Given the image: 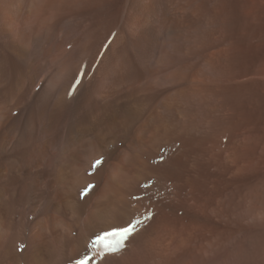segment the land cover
Masks as SVG:
<instances>
[{
    "label": "bare ground",
    "instance_id": "bare-ground-1",
    "mask_svg": "<svg viewBox=\"0 0 264 264\" xmlns=\"http://www.w3.org/2000/svg\"><path fill=\"white\" fill-rule=\"evenodd\" d=\"M126 1L124 0V5H126ZM131 1L130 8H125L128 10H125V12L123 10L122 12L124 13L121 12L122 16L120 17L122 18L121 22L123 26L119 32L116 33L110 47H104V51L101 49L103 52L94 68L95 73L94 75L92 73L93 77L89 79L83 67L84 56H86L85 54L88 52L87 50L89 47L93 45V42H98L94 41L95 38L97 40L101 39H98L101 35L97 33V31L100 30H97L98 27L96 28V24L104 26L103 29H106V31H108L107 29L112 30L113 27L111 24L110 26L112 28L107 27L110 23L109 5L111 6L114 1L0 0V264H53L58 259H61L58 264H66L75 260L82 252L87 250V244L94 235L105 231L104 229L108 230L115 227H122L130 222L135 213H137L138 206L133 202L131 203L128 197L141 181H146V183H148L152 178L158 179L160 175H163L165 180L167 178L171 179L175 176L176 172H178L177 174L180 173L178 170L181 171V169L183 170V168L187 166H182L185 165L183 161L175 164L174 161H172L168 167L159 165V167H163V169L160 168L163 170L161 174L158 173L159 167H155L157 166L156 164L151 165V159L156 158L164 147L170 145L175 140L187 142V137H190L191 132L196 131H192L194 128H191L189 124L190 120L187 121V119L183 120L182 118L180 122H175L176 118L173 119V117L177 115L176 113L185 114L190 104L197 100L199 102L202 101L204 96L202 99L193 97L192 88L194 86H187V84V88L185 86V89L177 90L174 88L175 90H173L172 88L173 91H162L163 87H168L169 85L173 87V84L175 85L179 79L184 80L187 78L184 77V75V79L181 78L182 74L174 64L177 63V61L173 63L174 60L172 59L174 56L172 55V49L189 43V41H187V43H185V41L184 44L182 43V45H180V39H187L188 37H186V34L185 36L182 34L173 37H170L171 34L169 35L171 47L161 52L157 68L152 77L142 76L138 70L139 74L131 72L129 64L126 63V61L129 62L127 58L131 50L128 47H131L129 46L130 44L134 47L137 46H135V39L136 37H138L137 39L140 38L139 36L142 34V30H144L140 28H142V26L144 27L146 23L143 22L146 21L143 20L145 19L143 17H147L150 14L149 12L154 11L147 8L150 6L146 4L149 0ZM153 1H149L152 7L156 5ZM172 1L176 3L174 10H180L181 13L191 9V5L196 6V2L193 1L195 3L193 5L191 0V2L189 0ZM109 2L112 3L109 4ZM161 3L162 2L159 4L161 5ZM121 4H119V6ZM144 4L148 6L144 7ZM113 5L115 6V4ZM123 7L124 6H122V8ZM144 8H147L148 15H145L147 13H144ZM156 8L157 6L153 9L156 11ZM118 10H120L119 7ZM164 10L168 9L164 7ZM193 11L190 14H193ZM169 12L171 13V10ZM177 13H173V16ZM166 14L168 15L169 13ZM150 15L153 16L154 13ZM181 15L185 16V14ZM117 16H119V14ZM152 16H148V20L149 17L152 18ZM173 16L169 17L174 18ZM154 18L152 19L154 20ZM180 18L183 19L185 17ZM176 19L181 24V19L175 17L173 20ZM155 20L152 22H155ZM149 22L151 24L150 20ZM157 23L158 26L161 27L162 22L161 25H159L158 21ZM180 24L179 26H181ZM169 25L170 24H168V27H170ZM166 26L167 25H165V27ZM187 26H189V24H187ZM146 27L144 28L149 30L151 26L148 28L146 25ZM157 28L155 30H157ZM139 30H141V34L138 36ZM173 30L176 29L173 28L172 31ZM177 30L175 33H177ZM106 31L104 35L107 33ZM161 31L160 29V32ZM156 33L159 34L157 31ZM193 33H195V35L197 34L195 31ZM149 34L153 35L152 33ZM262 34L263 33H261V35ZM108 36L111 35L108 34ZM105 37L107 38V34ZM142 37L141 35L139 39L140 42ZM145 37L150 39L148 35ZM189 37L191 38L192 35ZM196 37L199 36L197 35ZM153 39L154 41L157 40L155 38ZM195 41L197 42V39ZM100 44H102V42ZM96 47L98 46L96 45ZM92 48L95 49L94 47ZM247 50L249 51L250 49L248 48ZM181 51L179 53H181ZM176 53L177 52H175L174 55ZM95 55L96 54H94V56ZM92 60L94 59H91V61ZM260 64L264 65V61L261 62L260 60ZM192 65L190 68H192ZM201 65L203 64L201 63ZM181 68L183 69L184 67ZM199 69H201V66ZM186 72L187 69L184 71L187 76ZM260 72L261 73H256L255 75H263L264 68L262 70L260 69ZM199 73L197 77H199L202 72ZM190 74L189 72V75ZM252 75L254 74L252 73ZM81 76V83L76 90H73L78 84ZM202 76L203 75H201V77ZM233 79H235V77ZM196 83L195 86H197ZM257 83L259 82H255L254 84L260 86V83ZM263 83L261 82L262 86H264ZM233 87V90L230 91H233L232 93H237V95L245 90L244 85ZM196 90L194 91L195 94L200 92H196ZM199 90L202 89L199 88ZM257 97L253 96L251 98L254 100L253 102H256L254 106H256L257 103L258 105L262 103L261 99ZM250 105L252 106L253 103H250ZM253 109L254 108H252V110ZM257 110L253 111L255 112ZM237 111L232 112L231 110L232 114H229L231 117L233 115L234 118V114L237 115L239 113ZM215 137H213V139ZM247 138L244 136L245 140H243L245 143L248 141ZM252 141L251 143H253ZM233 142L229 146V149L227 145V152L226 149L224 151L227 155V157H225L226 160L228 157L232 158L233 156L231 153V156H228V152L233 150L234 143L236 147H238L236 142ZM241 143L239 144L240 148H237L239 152L244 147L243 145L241 148ZM199 145L201 146L202 144ZM263 145L264 143L261 146ZM111 146H115V149L111 150ZM258 150L263 151L259 148ZM180 151L181 150L178 152L180 153ZM238 151H236V154ZM242 153L243 155L247 154H244L243 151ZM106 155L107 159L97 174L93 177H88L86 171L92 161L99 156ZM237 155L238 158H244L242 154L241 157H239L240 154ZM200 158H202V156ZM215 159L217 160V158ZM188 161L185 163L188 164ZM235 161L239 160H236L235 157ZM209 163L211 162L209 161ZM187 169H189L188 171L190 172V168ZM185 173L187 175V171ZM189 175H187V177H189ZM92 181L97 182L96 190L85 202H81L79 200L80 190ZM178 181H182L181 178L177 180V182ZM179 183L181 185V182ZM241 200H244V198ZM253 202L257 203L256 201ZM27 205L29 206L27 207ZM234 206L236 205L234 204L233 207ZM159 215H161V213ZM198 217L199 215L197 219L201 218ZM234 217H236V215ZM161 219L159 218L160 221L153 219L146 229L144 228V230L136 234L132 239L135 244L122 257L111 258L109 256L106 257L101 264H118L126 261L133 252L140 248V246H143V244L156 248L157 251L154 249L156 254L158 253L157 247L162 245L168 247L173 238V234L171 230L165 229L163 231V222ZM196 226L198 229V225ZM206 228L208 227L206 226ZM28 229V246L25 253L21 254L18 252V248L23 242V239H25V234ZM207 230L209 231V229ZM170 244L172 245V243ZM175 245L169 247L172 249L176 247ZM254 245H256V243ZM177 248L178 247H176V250L173 249L172 251L168 249V251L171 252V255H174L177 253ZM148 253L150 252L148 251ZM150 255L151 254H149V256ZM167 257H170V255ZM165 262L167 261H164V264Z\"/></svg>",
    "mask_w": 264,
    "mask_h": 264
},
{
    "label": "rangeland",
    "instance_id": "rangeland-1",
    "mask_svg": "<svg viewBox=\"0 0 264 264\" xmlns=\"http://www.w3.org/2000/svg\"><path fill=\"white\" fill-rule=\"evenodd\" d=\"M112 1H114V3L109 2V4L112 3L111 6L109 5V16L112 19L109 17L110 23H109V26L107 28L113 27L112 28L113 31L110 29H107L108 31L109 30L111 31V32L109 31V33H108V31H106V29H103L104 26L96 24V28L98 27L97 30H100V31H97V33H99L101 35L99 38L97 36V38L102 39L106 36V34H107V38L106 37L104 38L106 40H104V39L97 40L95 38L94 41H98V42L101 41L102 44H100L101 42L100 43H98V42L94 43L93 42V45H91L89 47V49L87 50L88 52L85 54L86 56H84L83 67H84V71H85L86 75L89 76V79L93 77L92 73H93V75L95 73L94 68H95L97 62L99 61V58H100L102 52L104 51L103 48L106 46L110 47V45L112 44V41L114 40L113 38L115 37L116 33H118L119 30L121 29V27L123 26L122 22H121L122 18L120 16H122V13H124L125 10H128L130 8L131 3H132L131 0H127V1L125 0L126 5H124V3H125L124 0H119V1L118 0H112ZM122 1H123V3H122ZM149 1L152 2L153 0H149ZM149 1H147L146 4H149L150 6L147 7L148 5L145 6V4H144V7L149 8V10L155 11V9H153V8H155L157 6L158 9L156 8L155 12L154 11L149 12L150 14L154 13L155 16L154 15L152 16L149 13H147V8H144L145 9L144 13H147L145 15L149 14L148 16H152V18L156 17L158 14V16L156 17L158 20L156 18H154V20L156 19L155 20L156 24H155V22H152L154 20L151 17H149V20L151 21V24H150V22L148 20V16L143 17V18H145L143 20H146V21H143V22H146L145 24L143 23L144 27H146V25L148 26V28H149V26H151V27L149 28V30L146 29L147 27L144 28L143 26H142V28H140L141 30L142 29H144V30H142V34H141V30H139L138 36H139V34H141L143 36L142 37L143 41L141 39V42H140V40H139L141 38V35H140L139 39H137L138 37H136V39H135V42H136L135 46L137 45L138 47L137 46L134 47L131 44L129 45V46H131V47H128L129 49H131L130 52L128 49V52H129L128 56L130 58L129 57L127 58V60H129V62L126 61V63L129 64V66H130L129 69L131 72H136L137 74H139V72H140L142 74V76L152 77V75L155 72V69L157 68V63L159 61V57H160L161 52L164 49H168L171 47L170 37L179 36L182 34H184V36H185V34L187 35L186 36V37H188L187 39H180L181 40L180 45H182V43L184 44L185 41H186L185 43H187V41H189V43L183 45L184 48H183V46H179V45H178L179 47L173 48L174 50L176 49L175 52H177L179 55L177 53L174 55L175 52L172 49V53H173L172 55L174 56V58L172 59V60H174L173 63L176 61H177V63H179V64H177V63H174V64L180 70V72L182 74L181 78L184 79L183 75H184V77H187V78H185L184 80L179 79L178 82L175 83V85L173 84V87H172V85H169L168 87H163L164 90L162 88V91H165V90L173 91L175 89H177V90L178 89H185V86L187 84V86L188 85L194 86L192 88L193 97L198 98V99H202V97L204 96L203 100L200 101V102L204 101L203 103H200L198 100L194 101L192 104L189 105V109L187 110V112L185 114L176 113L177 115L176 116L174 115V117H173V119L176 118L175 122L176 121L180 122V119L182 120V118H183V120L184 119H187V121L190 120L189 124H190L191 128H194V130L192 129V131H195V130L196 131L191 132L190 137L189 136L187 137L188 138L187 142L184 141V143L186 142L185 143L186 147H183V145H182V147L184 149L181 148L180 149L181 151L179 153V155L181 154L182 156L187 154L185 156H186V160L187 161L189 160L188 164H186L187 161H183V159L181 158L182 157L181 155L180 156L178 155L177 159L175 158L177 161L171 160V162L174 161V164H175V163H179V162L183 161L185 165H182V166L187 165L186 166L187 168H189L188 166L191 163L193 165L190 168V172L188 171L189 169L184 167L183 170L182 169H181V171L178 170L180 173L177 174L178 172H176L175 176L171 179L167 178L165 180L164 176L162 175L163 176L162 177L160 174H159L160 177L158 176V179L161 181H173L175 179V177L177 176L175 179L176 181L179 180L180 178L182 180V181H178V182H181V185L179 183L178 188L180 189V187L182 186L181 187V189H182L185 187V183H183L184 177H186L187 175L190 174L189 177H187L186 185L193 186L194 187L193 192L194 193L199 192V193L196 194L197 198H195L196 199L195 202L193 204L189 205L190 207H192L191 208V210L193 212L192 215H191V210H187V212H186V210L182 206L181 208H183L184 211H180V212H183V214L179 215L178 217L176 216V209H174L173 213L175 215L170 216L169 218L167 216L168 214H165V213L162 214L160 211L153 218V219L158 220V221H160L159 218L160 219L162 218L161 220L163 222L162 223L163 231L165 229L171 230V232L173 234V238L175 237L174 239L172 238V240L170 241V243H172V245L170 243L168 245V247L169 246L173 247L175 244H177V245H175L176 247H178L177 253L174 255L172 254L174 257L170 254L171 252H169L168 249H170L172 251L173 249L176 250V247L171 249V247L168 248L167 246H164V245L159 246V247H157L158 253L156 254V251H157L156 248H154L152 246L153 247V249H152V247H150L149 245L146 246L143 244V246H140V248H138V249L136 248L137 250H135L133 252V254L126 261L120 262L118 264H133V263L134 264H143L142 260L146 261L150 256H153V254H154V256H164V257H162L163 262L162 261L159 262L161 264H164V261H167L168 264H264V242H263L264 241V196H262V195H264V182H263L264 181V178H263L264 177V153H263L264 152V147H263L264 145L261 146L264 143V104H263V102H264V98H263L264 97V86L261 85V82L262 83L264 82V77H263L264 74L258 75V76L255 75L256 73H261L260 69L262 70L264 68L263 67L264 65L260 64V60H261V62L264 61V40H263L264 39V37H263L264 36V0H191L192 2L189 0L191 3H193V5L195 4L193 1H195L196 6L191 5V7H190L191 9L184 11L183 13H181L180 10L179 11L174 10L176 3L172 0H159L160 2H162L161 5L159 4L160 2L158 0H156V1L154 0L153 3L156 5H153V7L149 3ZM170 3H172V4H170ZM113 4H115V6ZM119 4H121L124 7L122 8L121 5L119 6ZM112 6H113V8H112ZM118 7L120 10H118ZM164 7H165V9H168V10H164ZM125 8H128V9H125ZM159 8H160V10H159ZM192 8L195 11V13L192 10ZM123 10H124V12H122ZM170 10H171V13L169 12ZM191 10L193 11V14H190L192 12ZM188 11H190V12H188ZM116 12H118V13H116ZM177 12H179V13H177ZM120 13H121V15H120ZM161 13L164 15H162ZM166 13H169V14L167 15ZM173 13H177V14H174V16H173ZM180 13L185 14V16L181 15ZM114 14H115V16H114ZM118 14H119V16H117ZM186 14H188V15H186ZM165 15H167V16H165ZM178 15L179 16L181 15L180 17H185V18L181 19ZM116 16L118 17V19ZM169 16H171V17L173 16L174 18L176 17L178 19H181V21H180L181 24L179 23V21L177 19L173 20L174 18H171ZM160 18H161V20H160ZM162 20H164L165 22ZM157 21L159 22V25H161V22H162L161 27L158 26ZM165 23H167V24H165ZM176 23H179L181 26H179V24H176ZM110 24L112 25V27L110 26ZM153 24H155L156 26L155 25L152 26ZM168 24H170L169 25L170 27H168ZM187 24H189V26H187ZM165 25H167V26L165 27ZM202 25H203V27H202ZM115 26H116V28H115ZM156 28H157V30H155ZM167 28H169V29H167ZM170 28H171V30H170ZM173 28L176 30L178 29L177 33H175L176 30L172 31ZM145 29H146V31H145ZM160 29L162 30L161 32H160ZM166 29L169 32H167ZM104 30L107 32L105 35H104V32H105ZM148 31H149V33H152L153 35L149 34ZM156 31L159 32V34L161 33L160 36H159V34L156 33ZM194 31L197 32L196 35H195V33H193ZM154 33H155V35H154ZM261 33H263V34L261 35ZM108 34L111 36H108ZM143 34H145V35H143ZM147 35L150 37V39H148V37H145ZM150 35L153 37H151ZM169 35H170V37H169ZM190 35H192L191 38L189 37ZM197 35L199 37H196ZM156 36H157V38H156ZM163 36H166V37H163ZM144 37H145V39H144ZM158 37H159V39H158ZM261 37H263V38H261ZM153 38H155L157 40L154 41ZM196 39H197V42L195 41ZM150 40H152L154 42H152ZM192 41H193V43H192ZM137 42H139V43H137ZM199 43H200V45H199ZM94 44H96L98 47H96V45H94ZM254 46L256 47V49L258 51L255 49ZM92 47H94L95 49H93ZM178 48H180V49H178ZM248 48L250 49L249 51L247 50ZM179 50L180 51L182 50L181 53H179L180 52ZM92 53H93V55L91 56ZM94 54H96V55L94 56ZM97 54H98V56H97ZM175 58H178V59H175ZM91 59H94V60L91 61ZM210 62H212V63H210ZM191 63L194 65H192ZM201 63L203 65H201ZM209 64H211L212 66ZM259 64L261 67L259 66ZM91 65H93V66H91ZM186 65H188L189 67ZM191 65H192V68H190ZM200 66H201V69H199ZM181 67H184V68L182 69ZM194 67H196L197 69ZM185 68L187 69V72H186L187 76L184 73V71H186ZM141 71H143V72H141ZM189 72L191 73L190 75H189ZM192 72H193V74H192ZM194 72H196V73H194ZM199 72H202V73L205 72V73L204 74L201 73V75H203L202 77H201V75L199 77H197L200 74ZM144 73H145V75H144ZM252 73L254 75H252ZM234 77H235V79H233ZM188 78H190V79H188ZM195 79H197L198 81ZM180 80H181V82H180ZM193 80H194V82H193ZM200 80H203V81H200ZM254 80H256V81H254ZM191 81H192V84H191ZM196 82H198V83H196ZM255 82H259L260 84L259 83H257V84H259L261 87L258 85H255L254 84ZM195 83L197 86H195ZM200 83H201V85H200ZM247 84H249V85H247ZM199 85H200V87H199ZM239 85L240 86L244 85L245 90L240 92L238 95H237V93H232L233 91H230V90H233L232 89L233 86L238 87ZM187 86H186V88H187ZM181 87H183V88H181ZM198 87L202 90H199ZM249 87H250V89H249ZM172 88H173V90H172ZM196 89H198V90H196ZM195 90H196V92H199V91L200 92L195 94V92H194ZM252 95L255 97L258 96L257 98L261 99V101H262V103L260 105H258V103L256 105L259 109L256 106H254L256 104V102H253L254 100L251 99L253 97ZM250 103H253L252 106H254V107H252L250 105ZM261 106H262V108H261ZM252 108H254L253 110H257V109L258 110L254 112L252 110ZM231 110H232V112L239 110V111H237L239 113L237 115L234 114V118H233V115H232V117L230 115V114H232ZM260 111H261V113H260ZM253 113H254V115H253ZM262 114H263V116H262ZM184 115H185V117H184ZM247 117H248V119H247ZM260 123H261V125H260ZM198 124H199V126L201 124V126L199 127ZM227 124H228V126H227ZM196 126H197V128H196ZM224 128H226V129H224ZM229 129H230V131H232V130L233 131L230 132V134H229L230 138L229 137L227 138L228 141H227L226 147L228 145L227 148L229 149V146L231 145V143L236 139L237 140L234 142H236L238 147H236L235 143L233 142L234 143L233 150L235 152L233 150L232 151L230 150V152H228V153L229 154L231 153L233 156H232V158L228 157L226 160L225 157H227L226 152L228 149L225 147L226 152H224L225 150L221 151V149L217 146L218 142L219 141L221 142V139L217 140L216 137L218 138V136H216V135H217V133L222 134V131L227 133V132H229ZM236 129H238L239 131ZM241 129H243V130H241ZM258 131H259V133H258ZM196 134H198V135H196ZM244 136L246 138L248 137L247 138L248 141H246L247 143L244 142V140H245ZM213 137H215V138L213 139ZM225 137L226 136L223 135L222 140ZM262 137H263V139H262ZM197 139H199V140H197ZM258 139L260 140L261 143L259 142ZM194 140H195V142H194ZM175 141L181 142L183 144V141H179V140H175ZM237 141H238V143H237ZM251 141L253 143H251ZM213 142H214V144H213ZM241 142L244 144H242ZM240 143L242 145L241 148L244 145L243 149H245V150L241 149V151L239 152L237 150V148H240L239 147ZM199 144H202V145L200 146ZM216 148H218V151L220 153L217 155L214 154V156L213 155L210 156L211 158L213 157L211 160L210 157H207V154H209L211 151H213ZM258 148L260 150H263V151H259ZM249 149H250V153H249ZM252 149H253V151H252ZM185 150L187 153L185 152ZM236 151H238L237 154H240L239 157H241L243 155L242 151L244 152V154L245 153H247V154L243 155L244 158L241 159V158H238ZM229 154H228V156H231V154L230 155ZM218 155H219V157H218ZM201 156H202V158H200ZM178 157H180L181 159ZM204 157L206 158V160ZM235 157H236V160H239V161H235ZM215 158H217V160ZM178 160H181V161H178ZM209 161L211 163H209ZM189 162H190V164H189ZM214 164H216V165H214ZM224 164H226V165H224ZM151 165H153V164H151ZM155 167H159V165H157ZM160 168L163 169V167H159L158 173H161L163 171ZM210 168L216 169V171H215V173H216L215 179L216 180L215 179H214L215 181L213 180V182H212L213 186L211 189H209L205 192H202V188H204V186H206V181L207 180L210 181V177H211V174L209 173ZM184 170H185V172L187 171V175L184 172ZM191 170L194 173H192ZM182 171L185 173V175ZM181 172L183 173V175ZM164 173H165V171H164ZM197 173H199V174H197ZM181 175H182V177H181ZM195 175H198V176H195ZM204 175H206V176H204ZM193 176H194V178H193ZM196 178H198V179H196ZM188 180H189V182H188ZM141 182L139 185H137L133 189V192L130 194L131 196L141 195V191L138 188H140V185H142L143 183H146V181H141ZM244 186L245 187L247 186V187L245 188ZM178 188H176V189L178 190ZM253 189H255V190H253ZM136 190L139 192H137V194H134ZM195 190H196V192H195ZM250 191H251V193H250ZM243 198H244V200H241ZM249 201L250 202L252 201V202L250 203ZM253 201H256L257 203L258 202L259 203L257 204V203H254ZM237 203H240V204H237ZM214 204H216V205H214ZM234 204L236 206L233 207ZM182 205H184V203H182ZM205 205H206V207H205ZM28 206L29 205H27V207ZM229 207H231V208H229ZM177 208H179V207H177ZM225 208H227V209H225ZM219 211L221 212V214ZM213 212L215 215L213 214ZM239 212H241V213H239ZM160 213H161V215H159ZM194 213H195V215H194ZM202 213H204V214H202ZM246 213H248V214H246ZM197 214L199 215L198 218L201 217L200 219H197V216H198ZM235 215H236V217H234ZM193 219H195V220H193ZM233 219H235V220H233ZM191 220H192V222H191ZM196 225H198V229H197ZM206 226L208 228H206ZM207 229H209V231ZM104 230H106V229H104ZM197 235L199 238L197 237ZM219 235H221V236H219ZM252 238H254V239H252ZM197 240H198V242H197ZM183 242H184V244H183ZM209 242H211V243H209ZM255 243H256V245H254ZM204 250H206V251H204ZM148 251L150 253H148ZM167 251L169 254L167 253ZM149 254H151V255L149 256ZM169 255H170V257H167ZM177 255H179V256H177ZM110 257L114 258V256H110ZM167 262H165V264H167ZM159 263H155V264H159Z\"/></svg>",
    "mask_w": 264,
    "mask_h": 264
},
{
    "label": "snow or ice",
    "instance_id": "snow-or-ice-1",
    "mask_svg": "<svg viewBox=\"0 0 264 264\" xmlns=\"http://www.w3.org/2000/svg\"><path fill=\"white\" fill-rule=\"evenodd\" d=\"M99 163V161L97 162ZM135 231V224H132L130 225L128 228H125V229H122L121 230V233H120V240L116 241L114 244H104L103 246L109 250V251H117L119 249V247L121 246L122 244V241L127 239V237ZM107 235H112V236H115L117 235V233H110V234H106ZM101 241L104 240V238H100Z\"/></svg>",
    "mask_w": 264,
    "mask_h": 264
}]
</instances>
